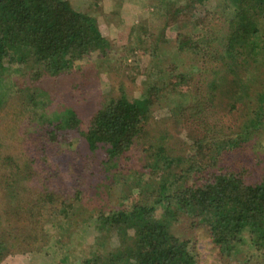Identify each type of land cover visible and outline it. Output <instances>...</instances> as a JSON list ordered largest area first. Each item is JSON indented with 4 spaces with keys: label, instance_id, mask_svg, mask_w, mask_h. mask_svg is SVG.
I'll return each mask as SVG.
<instances>
[{
    "label": "trees",
    "instance_id": "1",
    "mask_svg": "<svg viewBox=\"0 0 264 264\" xmlns=\"http://www.w3.org/2000/svg\"><path fill=\"white\" fill-rule=\"evenodd\" d=\"M173 1L165 2L166 22L149 51L152 61L141 97L130 100L121 93L110 98L82 131L88 150L96 154L105 152L96 175L102 182L97 192L111 179L114 184L131 181L120 171L125 170L122 162L140 141L150 112L157 104L170 108L174 125H182L186 120L198 118L202 101L206 102L204 98L207 101L208 97L213 98V101L227 87L236 98L229 110L234 112L244 97L249 98L251 87L257 84L256 65L262 64L264 69V0H217L214 12L219 10L231 15L221 42L222 56L217 53L215 61L224 69L218 78L207 82L204 97L199 87L191 93L186 87L192 81L195 84L193 70L204 67L203 59L211 45L204 38L207 18L212 14L206 8L210 0H187L182 6H176ZM198 7L201 8L197 10ZM171 29L177 32L173 42L164 35L165 30ZM133 31L137 34L136 27ZM135 37L141 40L140 36ZM159 46L163 47V53ZM166 50L174 53L167 54ZM97 52L108 59L117 56L115 46L101 34L96 18L76 10L69 0H0V107L6 105L8 97L5 93L8 88L1 80L12 72V67L30 66L28 73L34 81L60 78L72 71L77 61ZM183 57L198 63L199 67L193 65L191 72L181 70L177 63H181ZM119 60L122 63L124 57ZM241 75L246 80L243 94L236 91ZM261 77L259 91L250 97L255 107L234 140H222L220 135L194 137L191 156L187 158L169 156L162 146L153 151L156 146L150 145L153 149H150L152 154L146 169L150 170V176L160 173L158 186L145 183L143 177L134 180L135 187L144 186L143 190L152 191L149 192L150 201L128 208L123 198L118 209L100 210L95 216L93 210L84 208L80 192L73 196L77 202L71 198L62 201L59 195L47 193L45 206L56 203L60 206L55 213L59 218L53 220V225L61 221L62 225L57 227L63 229L72 242L76 240L70 232L76 223H72L74 216L85 218L77 236L88 255L79 259V264H197L189 242L171 231L179 216L185 215L208 228L221 256L238 258L248 247L259 254L258 260L264 259V180L246 183L238 173L224 170L217 162L227 148L238 149L255 133L264 137V71ZM31 90L34 96L39 92L34 86ZM231 93L226 92L227 95ZM36 101L30 99L28 107L35 108ZM55 121L56 124L49 122L48 125L52 129L50 142L70 143L66 135L57 131L78 129L77 114L66 110ZM50 176L53 178L52 174ZM15 177L16 173H12L11 178ZM186 177L191 183L181 186ZM152 187L157 189L154 191ZM89 236L93 237V242L87 245L85 239ZM247 253L246 260L253 262L255 255ZM63 257L62 261L67 262L68 257Z\"/></svg>",
    "mask_w": 264,
    "mask_h": 264
},
{
    "label": "rangeland",
    "instance_id": "2",
    "mask_svg": "<svg viewBox=\"0 0 264 264\" xmlns=\"http://www.w3.org/2000/svg\"><path fill=\"white\" fill-rule=\"evenodd\" d=\"M69 1L76 10L96 18L101 34L115 46L117 56L108 59L99 52L94 53L81 61H75V68L60 78L46 77L34 81L28 73L30 66L26 65L14 66L9 75L2 77L3 86L8 88L5 91L8 97L6 105L0 107V264H79V259L83 260L88 255L85 245L77 236L84 217L74 216L72 220V223L76 221L70 229L76 239L72 242L69 235L58 228L62 225L61 221L59 225H53V220L59 218L55 213L60 210V206L57 203L45 206L47 193L59 195L62 201L71 198L77 202L73 196L80 192L84 208L93 210L95 216L100 210L109 212L118 209L119 201L123 198L128 208L135 203L144 204L150 201L149 194L152 191L143 190L144 186L135 187L134 180L143 177L145 183L152 182L154 187L158 186L160 180V173L150 176V170L146 169L152 154L150 149L154 148L155 151L162 146L169 156L187 158L191 156L194 137L220 135L222 140H234L255 107L250 97L261 86L260 78L264 71L262 64L256 65L257 84L251 87L249 98L244 97L236 111L229 112L230 104L236 98L232 96L234 92L231 93L226 87L223 94H219L213 101L207 95L208 101L206 98V102L202 101L198 118L195 121L186 120V125H174L172 110L164 104H157L150 112V119L140 141L126 155L127 160L122 162L125 170L119 169L131 181L128 184H114L111 179L104 183L108 188L104 185L97 192L102 182L101 177L96 175L105 159V152L99 151L96 154L88 150L82 131L87 129L92 117L110 98L118 97L121 93L130 100L141 97L148 66L152 61L149 51L153 49L155 38L159 37L166 22L165 2L171 0ZM174 1L176 6L187 2ZM216 4L217 0H210L206 7L212 14L207 18L204 34L205 40L211 43L209 53L203 59L205 65L193 70L195 84L192 81L186 87L191 93L199 87L203 97L207 94V82L218 78L219 72L224 69L215 61L217 53L222 56L221 42L228 29L227 21L231 20L229 12H214ZM135 27L137 34L133 31ZM176 34L171 29L165 30L164 35L173 42ZM135 36H140L141 40L137 41ZM160 49L163 53V47ZM165 53L174 52L166 50ZM120 57H124L122 63ZM177 64L186 72H191L193 65L199 67L198 63H192L188 57H183L181 63ZM239 80L236 91L243 94L246 80L243 75ZM32 86L39 90L35 96ZM226 92L231 94L227 95ZM32 98L37 100L35 108L28 107ZM66 110L77 114L80 127L76 130L57 131L60 135H66L70 143L52 144L49 122L56 124L55 119L62 117ZM263 139L262 135L255 133L238 149L227 148L221 158L217 159L218 165L224 170L238 173L246 183L263 181ZM150 145L156 148H150ZM12 173H16L14 180L11 178ZM188 183L191 181L186 177L181 186ZM154 187L150 189L155 191L157 188ZM171 231L179 239L189 242L197 264H264V259L258 260L259 254L248 247L238 258L221 256L208 228L190 216H179V221L173 224ZM92 239L89 236L85 243L92 244ZM247 252L255 255L253 262L246 260ZM64 255L68 257L67 262L62 261Z\"/></svg>",
    "mask_w": 264,
    "mask_h": 264
}]
</instances>
